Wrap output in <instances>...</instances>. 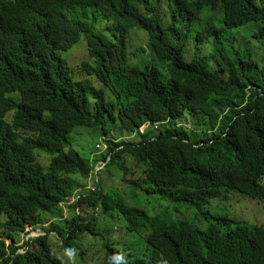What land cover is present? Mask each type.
Instances as JSON below:
<instances>
[{
    "label": "trees",
    "instance_id": "trees-1",
    "mask_svg": "<svg viewBox=\"0 0 264 264\" xmlns=\"http://www.w3.org/2000/svg\"><path fill=\"white\" fill-rule=\"evenodd\" d=\"M255 45L264 0H0V264H264V226L221 215L264 205ZM79 131L105 152L81 153ZM99 162L128 201L86 189Z\"/></svg>",
    "mask_w": 264,
    "mask_h": 264
},
{
    "label": "rangeland",
    "instance_id": "rangeland-1",
    "mask_svg": "<svg viewBox=\"0 0 264 264\" xmlns=\"http://www.w3.org/2000/svg\"><path fill=\"white\" fill-rule=\"evenodd\" d=\"M147 40V39H146ZM146 40L144 41V43H146ZM141 41V44H144ZM252 48V46H250ZM255 53L257 55H259L260 59L259 60V64L261 62H264V52L255 45ZM62 57L67 61L70 62L71 65H76V64H80L81 62H84L86 60H88V51H87V44H86V40L84 38H81V40L79 41V43L74 46L72 49H70L67 53H63ZM73 77H76V73L72 70L71 72ZM184 125H189L188 121L186 120L184 122ZM79 135H78V141H77V147L78 149H80L81 153L88 155L90 152L91 154L96 153L97 156H101V150L97 148L98 145H100L101 147L103 146L102 144H100V142L98 143V141H100V136L98 133H90L89 131H79ZM133 137L132 134H130L129 131L123 129V128H116L111 136L112 139H116V141H121V140H129ZM90 154V155H91ZM92 157H95L94 155ZM102 167H104V165L102 164V162H99L97 164V168L95 169V171L91 174L87 184L86 189L87 190H97L100 188V186L97 184V182L95 183L96 179L99 178L101 180V184L103 186V190H108V191H114V190H118V192L121 194V196L125 199V201H128V199L124 196V191L128 190L129 185L124 183L123 180L121 179V173L113 172V173H101L102 171ZM134 170L133 171H138L134 166H133ZM99 173H101V175H99ZM138 172L135 173V176H137ZM134 176V175H133ZM96 189H95V188ZM241 197H237L235 198V204H236V208L233 210L231 213H229L227 211V209L225 207L221 208V215H230L232 218L237 219L236 221H238L239 223H250L252 220L255 221L257 219H255V215H256V204L253 202H249L247 200L244 199H240ZM155 201V198H149L146 200L148 206L150 207ZM74 200H70L69 202L63 204V217L67 218L69 215L72 214V210L70 209V206L73 204ZM152 208V206H151ZM261 208V206L259 207ZM264 211V208H263ZM93 214V212H92ZM157 214V213H155ZM95 216H98V214L94 213ZM179 216H181L180 214H178ZM194 215V213L192 214V216ZM190 216V218L192 217ZM44 220H49V221H58V218L51 216L48 217L46 216V218H44ZM60 220V219H59ZM46 222L44 225H39L36 227H32V226H28L26 228V231L24 233H22L19 236V239L21 241L20 244L23 243L24 240L28 239V238H32L38 235H41L43 233V229L46 228L50 222ZM110 227H115V226H108ZM115 229V228H114ZM120 230V229H119ZM101 230H96L97 234H91L88 236L87 240L89 241V243L91 242L94 246L95 249L100 247V242H101ZM1 238V237H0ZM127 241L126 237H125V233L124 231H122V237H121V242L122 244L125 243ZM8 243H12L11 240H7L6 242ZM88 243V244H89ZM22 250V249H20Z\"/></svg>",
    "mask_w": 264,
    "mask_h": 264
},
{
    "label": "clouds",
    "instance_id": "clouds-1",
    "mask_svg": "<svg viewBox=\"0 0 264 264\" xmlns=\"http://www.w3.org/2000/svg\"><path fill=\"white\" fill-rule=\"evenodd\" d=\"M146 124H149V125H150V126L147 128V130H149V129H151V128H152V129H157V128H158L157 125H152V124H150V123H146ZM146 124H145V125H146ZM145 125H143V126H145ZM143 126H142V127H143ZM142 127H141V128H142ZM141 128H140V129H141ZM140 129H139V132H140ZM147 130H146V131H147ZM146 131H145V132H146ZM100 144H101V143H100ZM102 145H103V144H102ZM104 146H105V145H104ZM105 147H106V146H105ZM103 152H105V151H103ZM103 152H102V153H103ZM259 207H260V206H257V207H256V212H257V213H256V215H255V217H254V218L257 219V220H255V221L252 220L250 223H251V224L256 223V225H263V226H264V211H263L264 205H261V208H259ZM247 224H249V223H247ZM119 259L122 260L123 258H122V257H119Z\"/></svg>",
    "mask_w": 264,
    "mask_h": 264
},
{
    "label": "built area",
    "instance_id": "built-area-1",
    "mask_svg": "<svg viewBox=\"0 0 264 264\" xmlns=\"http://www.w3.org/2000/svg\"><path fill=\"white\" fill-rule=\"evenodd\" d=\"M150 125L149 124H146L145 126H143L141 129H140V133H144L147 128L149 127ZM98 149L101 150V152L105 151L106 150V147L103 145L102 147L100 145L97 146Z\"/></svg>",
    "mask_w": 264,
    "mask_h": 264
}]
</instances>
